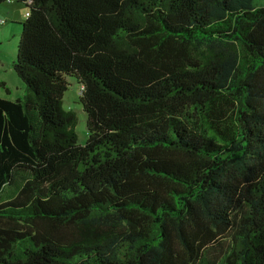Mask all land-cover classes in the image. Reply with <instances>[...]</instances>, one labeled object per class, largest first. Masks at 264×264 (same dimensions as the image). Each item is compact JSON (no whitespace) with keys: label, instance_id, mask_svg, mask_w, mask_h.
I'll return each instance as SVG.
<instances>
[{"label":"trees","instance_id":"trees-1","mask_svg":"<svg viewBox=\"0 0 264 264\" xmlns=\"http://www.w3.org/2000/svg\"><path fill=\"white\" fill-rule=\"evenodd\" d=\"M7 1L0 264H264V5Z\"/></svg>","mask_w":264,"mask_h":264},{"label":"rangeland","instance_id":"rangeland-1","mask_svg":"<svg viewBox=\"0 0 264 264\" xmlns=\"http://www.w3.org/2000/svg\"><path fill=\"white\" fill-rule=\"evenodd\" d=\"M257 6L264 0H255ZM27 7L23 3L7 2L0 5V17L5 23L0 25V97L16 100L26 93L25 83L14 69L18 54V44L22 31V22L26 19ZM80 83L75 77H68V89L63 97V105L77 115L76 131L80 144L88 138L87 113L78 94Z\"/></svg>","mask_w":264,"mask_h":264},{"label":"built area","instance_id":"built-area-1","mask_svg":"<svg viewBox=\"0 0 264 264\" xmlns=\"http://www.w3.org/2000/svg\"><path fill=\"white\" fill-rule=\"evenodd\" d=\"M5 20L3 18L0 17V25L4 24ZM83 90V85L80 86V91L79 93Z\"/></svg>","mask_w":264,"mask_h":264},{"label":"crops","instance_id":"crops-1","mask_svg":"<svg viewBox=\"0 0 264 264\" xmlns=\"http://www.w3.org/2000/svg\"><path fill=\"white\" fill-rule=\"evenodd\" d=\"M6 3V2H5ZM8 4L14 3V1H7ZM4 4V3H3ZM2 5V4H1Z\"/></svg>","mask_w":264,"mask_h":264}]
</instances>
